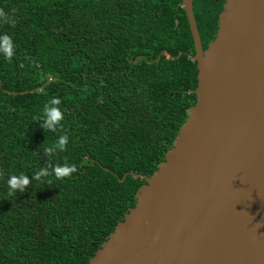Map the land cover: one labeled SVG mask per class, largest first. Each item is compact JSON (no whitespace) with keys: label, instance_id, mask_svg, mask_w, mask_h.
I'll use <instances>...</instances> for the list:
<instances>
[{"label":"trees","instance_id":"1","mask_svg":"<svg viewBox=\"0 0 264 264\" xmlns=\"http://www.w3.org/2000/svg\"><path fill=\"white\" fill-rule=\"evenodd\" d=\"M224 2L193 0L204 49ZM181 3L0 0V36L13 45L0 54V264H88L135 206L146 181L129 173L158 169L196 101ZM52 98L61 119L44 131ZM61 136L64 149L45 155ZM63 165L75 171L57 178ZM20 175L28 185L9 195Z\"/></svg>","mask_w":264,"mask_h":264},{"label":"water","instance_id":"2","mask_svg":"<svg viewBox=\"0 0 264 264\" xmlns=\"http://www.w3.org/2000/svg\"><path fill=\"white\" fill-rule=\"evenodd\" d=\"M181 7L196 101L158 169L129 173L146 182L88 264H264V0H225L206 49Z\"/></svg>","mask_w":264,"mask_h":264},{"label":"clouds","instance_id":"3","mask_svg":"<svg viewBox=\"0 0 264 264\" xmlns=\"http://www.w3.org/2000/svg\"><path fill=\"white\" fill-rule=\"evenodd\" d=\"M8 22L12 23L10 17L8 18ZM0 54H2L5 59H8L13 55V45L10 39L6 35L0 36ZM58 103H59L58 99L52 98L44 105L43 115L40 120L42 122L40 124V127L44 131H54L55 128L59 126L61 113L56 107ZM66 139H67L66 137L61 136L58 139L57 143L54 144L51 148L44 149V154L48 155L50 153L55 152L57 149L63 150L65 147ZM73 171H75V166L63 165V166H54L52 168V173L57 178L66 176ZM47 174H48L47 169L41 168L39 171L32 173L31 179L34 181H38L41 179V177H44ZM6 183L8 185V194L12 195L13 191L16 190L23 192L25 186H27L29 183V178L25 175H20L19 178H17L16 176H9Z\"/></svg>","mask_w":264,"mask_h":264}]
</instances>
